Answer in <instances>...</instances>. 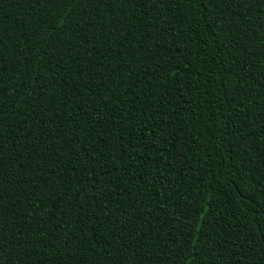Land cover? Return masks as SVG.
<instances>
[{
  "label": "trees",
  "instance_id": "obj_1",
  "mask_svg": "<svg viewBox=\"0 0 264 264\" xmlns=\"http://www.w3.org/2000/svg\"><path fill=\"white\" fill-rule=\"evenodd\" d=\"M0 264H264V0H0Z\"/></svg>",
  "mask_w": 264,
  "mask_h": 264
}]
</instances>
